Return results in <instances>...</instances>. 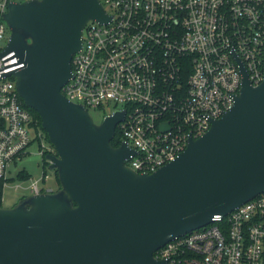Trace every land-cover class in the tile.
<instances>
[{
  "label": "water",
  "instance_id": "obj_1",
  "mask_svg": "<svg viewBox=\"0 0 264 264\" xmlns=\"http://www.w3.org/2000/svg\"><path fill=\"white\" fill-rule=\"evenodd\" d=\"M8 51L24 102L40 115L56 152V190L0 205V264H168L154 252L264 191V80L245 73L235 103L153 172L125 163L112 139L124 111L100 122L62 91L89 20L110 19L100 0H27L5 13Z\"/></svg>",
  "mask_w": 264,
  "mask_h": 264
},
{
  "label": "built area",
  "instance_id": "obj_2",
  "mask_svg": "<svg viewBox=\"0 0 264 264\" xmlns=\"http://www.w3.org/2000/svg\"><path fill=\"white\" fill-rule=\"evenodd\" d=\"M25 1L0 0L4 187L12 163L28 155L36 137L42 155L46 149L56 152L18 91L14 71L24 63L7 50L11 30L5 13ZM100 1L110 19L87 22L62 91L89 110L103 111V117L124 111L116 130L132 150L125 163L137 172L157 170L177 158L190 137L203 135L234 105L245 73L253 85L264 80V0ZM48 178L44 170L40 180H31L30 195L54 190ZM154 257L168 264H264V191L167 241Z\"/></svg>",
  "mask_w": 264,
  "mask_h": 264
},
{
  "label": "rangeland",
  "instance_id": "obj_3",
  "mask_svg": "<svg viewBox=\"0 0 264 264\" xmlns=\"http://www.w3.org/2000/svg\"><path fill=\"white\" fill-rule=\"evenodd\" d=\"M107 110H111V108H108ZM90 112L92 113L95 121L100 122L103 119V111L90 108ZM45 143L50 146L49 142L46 140ZM41 150L42 146H39L37 142H33L29 147L28 155L24 156L16 163H12V174L10 177L13 179L8 182V184H6L3 190L4 206H12L23 196L30 195L28 186L30 185L31 180H40L44 170L49 174L46 185L48 187H52L54 190L58 189L59 185L55 176V171L50 169L49 166H46L45 168L43 167V156ZM21 169H26L29 171L31 174V179L22 180L17 178L16 174Z\"/></svg>",
  "mask_w": 264,
  "mask_h": 264
},
{
  "label": "trees",
  "instance_id": "obj_4",
  "mask_svg": "<svg viewBox=\"0 0 264 264\" xmlns=\"http://www.w3.org/2000/svg\"><path fill=\"white\" fill-rule=\"evenodd\" d=\"M24 105L31 111L32 115H33V124L34 126L36 127L37 131H42L43 133V137L44 139L49 142L50 146L51 147H54L53 144L51 143L49 137H48V134L46 132V130L42 127V120H41V117L39 115V113L32 107L28 106L26 103H24ZM35 141H38V143L40 144L41 142V138L38 136L36 137V139H34L32 141L35 142ZM112 143L113 145L115 146H119L120 143H121V139L119 138V131L118 129L116 130L115 132V136L113 137L112 139ZM52 150H48L46 149L44 152H43V167L45 168L46 166H49V160L47 159V154L51 153ZM55 171V176H56V179H57V182H58V185L60 186V181H59V178H58V173L56 170ZM17 178L19 179H22V180H27V179H30L31 178V174L29 171H27L26 169H21L18 173H17ZM13 178H9L7 180L11 181ZM4 179L3 178H0V205H4L3 204V190H4Z\"/></svg>",
  "mask_w": 264,
  "mask_h": 264
}]
</instances>
